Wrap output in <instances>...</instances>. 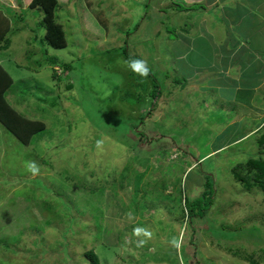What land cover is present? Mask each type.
<instances>
[{"label":"rangeland","instance_id":"1","mask_svg":"<svg viewBox=\"0 0 264 264\" xmlns=\"http://www.w3.org/2000/svg\"><path fill=\"white\" fill-rule=\"evenodd\" d=\"M31 1L0 0V12L11 11L9 46L0 63L5 60L15 85L4 101L13 119L43 126L30 145L17 137L4 152L0 147V210L9 217L1 221L6 230L29 213L44 227L26 232L20 243L34 248H22L38 258L33 264H87L83 253L90 249L100 264H264L261 176L245 184L232 173L264 152V137L238 140L236 123L243 129L250 124L240 110L224 119L232 107L216 109L217 98L208 96L201 107L220 80L211 70L201 86L181 87L200 75L175 59L184 53L178 44L189 42L165 19L166 4L89 0L106 16L103 30L92 22L87 1L58 0L55 22L67 44L55 50L43 45V15H34ZM46 56L59 66L48 65ZM201 56L190 55L192 70L202 68ZM131 58L148 62L147 79L126 70L124 61ZM157 83L161 93L153 98ZM213 115L220 122L207 124ZM16 145L26 156L13 173L6 162ZM30 162L39 174L29 171ZM204 174L213 178L215 201L190 225L184 201L199 196ZM18 213L26 216L20 223L10 219Z\"/></svg>","mask_w":264,"mask_h":264},{"label":"crops","instance_id":"2","mask_svg":"<svg viewBox=\"0 0 264 264\" xmlns=\"http://www.w3.org/2000/svg\"><path fill=\"white\" fill-rule=\"evenodd\" d=\"M138 1L142 2V0ZM161 2L166 4L162 10L165 19L169 23L174 22L175 29L183 35L181 36L182 40L185 37L189 42L177 43L180 46L179 50H183L184 53L175 59L178 61L182 59L183 64H180V67L189 69V74L193 72L195 74L193 76L200 75L199 79L197 77L198 82L196 83L189 76L187 82L181 87L184 88L186 85L189 87L190 84L193 85L192 83L195 86H201L204 78L206 81L207 78H211V70L214 76L220 80L216 83L213 95L204 93L205 97L200 101L203 103L201 107L207 104L208 96L212 99L217 98L220 101L216 109L220 107L224 112L231 109L230 107H232L230 112L240 110L242 117L239 118L250 124L249 128L243 129V127L241 128L242 123L240 125L236 123V128L233 130L236 131L238 140L245 139L251 134L264 137V0H161ZM183 13H189V16L184 18L186 22H183ZM174 35L176 34L174 33ZM176 37L178 39L177 35ZM176 39L174 41H177ZM197 44L200 45L198 48L195 47ZM173 50H176L175 47ZM192 54L194 56L205 55L201 56L204 69L197 66L192 70L195 67L190 58ZM213 55H215L214 58ZM170 59L173 60L171 57ZM173 62L175 61L173 60ZM177 74L181 77L180 72ZM224 93L229 94L230 98L223 96ZM210 111L209 114H211ZM212 118L215 119L212 120ZM210 119L212 122H208V124L220 122L216 120L215 115L210 116ZM0 127L2 128L0 147L4 152L6 144L14 143L17 136L12 132L14 136L6 133V128L1 123ZM17 141H19L18 138ZM18 144L23 145L21 142ZM18 146H13L10 156H7L6 163L9 165L7 169L13 173L17 171V167H20L22 159L24 160L26 156V153L20 156ZM1 174L0 172V176L3 177ZM109 198L112 200V197ZM0 211V264L35 263L38 258L35 259L31 257V254L22 251L26 245H20V243L22 237L29 234L26 232L44 229V227L40 226L38 221V224H34V217L29 213L30 218L23 224H14L11 226V230H6L5 224L7 223L2 225L1 221L9 219V217H6L7 215L2 213V210ZM21 217L26 218L25 213L12 215L10 219L20 223ZM50 217L53 219V215L47 214L46 219ZM3 242L11 244V247H5ZM27 247L34 250V248ZM20 251L23 254L19 253Z\"/></svg>","mask_w":264,"mask_h":264},{"label":"trees","instance_id":"3","mask_svg":"<svg viewBox=\"0 0 264 264\" xmlns=\"http://www.w3.org/2000/svg\"><path fill=\"white\" fill-rule=\"evenodd\" d=\"M57 1L58 0H32L30 3V9H33V12L35 13L33 14L35 16L43 15L42 21L38 25L39 26L38 30L44 32L43 39L41 38V40L44 41L43 45L44 46L46 45L51 49L63 50L66 48L67 43L65 39V31L63 30L60 24L55 22L56 18L54 12L55 9L58 8ZM85 1H87L88 6L90 8L89 12H90L91 20H93L92 22L96 23L98 27L102 28L103 30H107L108 23L104 12L102 10H98V11L93 10L91 8V3H89V0H85ZM10 12L11 11L9 10L7 13L0 12V52L5 51L9 46V40L7 37H8V33L11 30L10 28L11 23L9 22V18L7 19V15H10L9 14ZM20 13L24 16V12L22 11V9L20 10ZM126 35H127L126 37H128L131 34L126 33ZM44 54H46V51H44ZM4 61L0 63V123L7 130H9L14 135H16L18 139H20L25 145H30L33 139L32 137L36 135L38 131L42 130L43 126H41L40 123H36L32 126L31 123L29 122L23 123L21 120H15L11 117L10 111L13 109H11V107L8 106L7 103H5L4 95L10 93V91L15 88V85L13 84V81L7 69L3 67ZM44 61H46L48 65L59 66V61L54 57L46 56V58H44ZM61 66L63 69H67V66H65L64 64H62ZM153 82L155 81L153 80ZM160 87L161 85L158 83L153 86L154 91H152L151 93V96L153 98H155L157 93L158 94L161 93L158 92L160 91L159 90ZM68 89H71V87H68ZM36 99L39 103H45L44 99L42 98L36 97ZM231 113L232 111L226 113V116H224L225 118L221 116L220 119L229 118ZM28 126L30 127L28 128ZM24 135L25 137H23ZM263 139H260L261 142H259L260 143L259 147L264 146ZM251 158L252 159L248 160L245 164L243 165L237 164L234 167L232 171L234 178L239 183L243 182L247 184L248 182L249 183L253 182V180L255 182V180H258V178L261 176L262 189L264 190V152L261 151L255 157H251ZM204 178L205 180L203 182L202 191L200 192L199 196H197V198L193 200L188 201L187 199H185L184 201V207L186 209V214H187V219L189 220V224L193 222L194 219L203 218L206 215V213L210 210V208L213 206L215 201L214 196L216 195V193H215V185L213 178L210 175H206V174H204ZM190 225H193V223ZM83 254L85 257V261H87V264H100L99 257L94 253L93 249H90ZM240 258L244 261L246 259L242 257Z\"/></svg>","mask_w":264,"mask_h":264},{"label":"clouds","instance_id":"4","mask_svg":"<svg viewBox=\"0 0 264 264\" xmlns=\"http://www.w3.org/2000/svg\"><path fill=\"white\" fill-rule=\"evenodd\" d=\"M124 64L126 65V70L131 71L139 78L147 79L151 72L148 62L144 59L131 58L124 61ZM28 169L33 175H37L40 172V168L35 162H30L28 164ZM140 231L139 229L137 230L138 233ZM145 234L150 235V233ZM141 243H143V241H141Z\"/></svg>","mask_w":264,"mask_h":264}]
</instances>
